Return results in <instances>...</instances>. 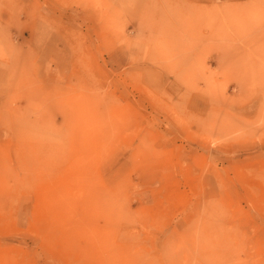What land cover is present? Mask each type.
<instances>
[{"label":"rangeland","instance_id":"1","mask_svg":"<svg viewBox=\"0 0 264 264\" xmlns=\"http://www.w3.org/2000/svg\"><path fill=\"white\" fill-rule=\"evenodd\" d=\"M0 264H264V0H0Z\"/></svg>","mask_w":264,"mask_h":264},{"label":"crops","instance_id":"2","mask_svg":"<svg viewBox=\"0 0 264 264\" xmlns=\"http://www.w3.org/2000/svg\"><path fill=\"white\" fill-rule=\"evenodd\" d=\"M198 99H199V97L198 98H194L193 100V102H198ZM192 101V100H191ZM193 112H194V109H193Z\"/></svg>","mask_w":264,"mask_h":264}]
</instances>
